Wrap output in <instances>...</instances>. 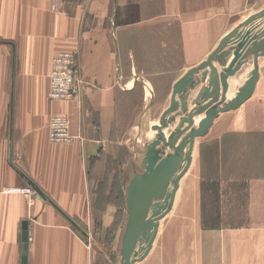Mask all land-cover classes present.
I'll return each mask as SVG.
<instances>
[{"label":"crops","instance_id":"0c3cea01","mask_svg":"<svg viewBox=\"0 0 264 264\" xmlns=\"http://www.w3.org/2000/svg\"><path fill=\"white\" fill-rule=\"evenodd\" d=\"M134 3L0 0V264H21L23 221L26 264H101L96 243L117 225L122 200L126 206L124 184L111 176L141 168L130 140L159 124L174 83L228 32L208 33L206 20L199 29V15L214 13L213 0ZM131 11L136 17L129 19ZM226 15L228 28L229 8ZM63 51L75 55L79 97L51 101V60ZM204 83L185 89L189 109ZM55 114L68 118L70 141L48 140L47 120ZM24 186L29 196L11 191ZM157 237L134 264H159Z\"/></svg>","mask_w":264,"mask_h":264},{"label":"rangeland","instance_id":"374dc122","mask_svg":"<svg viewBox=\"0 0 264 264\" xmlns=\"http://www.w3.org/2000/svg\"><path fill=\"white\" fill-rule=\"evenodd\" d=\"M176 1L132 0L135 3L131 6H141L142 2L174 6ZM213 1L214 13L199 15L198 19L202 20L199 29H204L206 22L203 20H206L208 33L212 28L216 37L222 31H231L248 16L264 9V0ZM228 8L230 16L227 28ZM131 14L133 11L129 19L136 17ZM263 27L264 18L250 26L251 32ZM233 49L230 47V54L224 57L225 66L233 57ZM213 64H218L220 71L224 68L220 61H213ZM257 67L260 77L251 97L238 108L220 113L209 132L195 140L191 163L179 181L173 205L159 221L158 237L153 249V252L157 250L159 264H264V56L258 57ZM253 68V56H249L229 78L234 82L229 99L237 93ZM200 80L201 76L193 86H200L203 83ZM194 107L188 108L189 112ZM176 120V116L171 118L170 124L176 127L179 122ZM175 127L172 130L168 128L167 136ZM148 129L143 130L141 136ZM152 136L141 137L139 143ZM133 140L130 143L134 147ZM134 171L139 173L142 168L135 167ZM134 175L111 176L114 183L124 184L120 197L126 195L125 185ZM121 204L115 217L116 221L118 219L117 225H110L99 247L96 243L101 264H122L121 236L127 207L123 200Z\"/></svg>","mask_w":264,"mask_h":264},{"label":"water","instance_id":"95a60500","mask_svg":"<svg viewBox=\"0 0 264 264\" xmlns=\"http://www.w3.org/2000/svg\"><path fill=\"white\" fill-rule=\"evenodd\" d=\"M261 18H264V9L248 16L226 33L204 61L189 69L174 83L169 106L161 113L159 124L134 138V150L142 171L136 173L126 187L127 221L121 238L122 264L141 261L151 250L159 221L172 207L179 181L191 163L195 139L209 132L220 113L238 108L253 94L260 77L257 59L264 56V27L251 32L250 26ZM230 47H234L233 57L225 66L224 57L230 54ZM249 56H253L254 68L237 93L228 100V78L241 68ZM216 60L224 67L220 72L213 64ZM198 74L206 86L196 93V106L186 113L188 106L185 97L189 93L185 89L196 83L195 76ZM201 113H204V117L194 128L193 119ZM177 115L179 122L167 137L163 129L168 128L171 118ZM153 130L156 136L140 145V138ZM167 146L173 152L165 153L163 147ZM27 244V222L23 221L21 264L27 263Z\"/></svg>","mask_w":264,"mask_h":264},{"label":"built area","instance_id":"2783aa9c","mask_svg":"<svg viewBox=\"0 0 264 264\" xmlns=\"http://www.w3.org/2000/svg\"><path fill=\"white\" fill-rule=\"evenodd\" d=\"M76 60L73 54L60 53L52 58L48 80V93L52 100H72L79 97L80 81L75 72ZM49 140L68 142L73 136L69 133V121L64 115H52L48 120ZM11 191L29 196L30 187L13 188Z\"/></svg>","mask_w":264,"mask_h":264},{"label":"bare ground","instance_id":"6f19581e","mask_svg":"<svg viewBox=\"0 0 264 264\" xmlns=\"http://www.w3.org/2000/svg\"><path fill=\"white\" fill-rule=\"evenodd\" d=\"M194 128L196 127V126H193ZM153 132L155 133V131L153 130V131H150V133L148 134V135H150L151 134V136L153 135ZM165 150L167 151V152H169V148L168 147H166L165 148Z\"/></svg>","mask_w":264,"mask_h":264}]
</instances>
